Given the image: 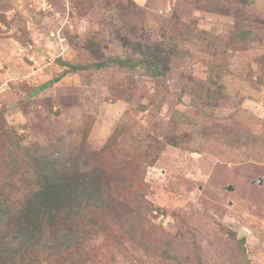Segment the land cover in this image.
Instances as JSON below:
<instances>
[{
  "label": "rangeland",
  "instance_id": "1",
  "mask_svg": "<svg viewBox=\"0 0 264 264\" xmlns=\"http://www.w3.org/2000/svg\"><path fill=\"white\" fill-rule=\"evenodd\" d=\"M63 136L100 203L39 264H264V0H0L7 204Z\"/></svg>",
  "mask_w": 264,
  "mask_h": 264
},
{
  "label": "trees",
  "instance_id": "2",
  "mask_svg": "<svg viewBox=\"0 0 264 264\" xmlns=\"http://www.w3.org/2000/svg\"><path fill=\"white\" fill-rule=\"evenodd\" d=\"M144 60L147 73L161 75L159 65ZM37 151L39 155H35ZM31 152L26 157L38 190L17 209L0 195V264H39L47 254L62 257L72 241H81L85 233L74 213L85 205L100 203L98 184L87 182L85 173L90 177L88 171H92L95 179H100L101 162L93 157L92 166L85 162L82 166L70 136L37 147L28 156ZM52 230L55 236L50 240L46 234Z\"/></svg>",
  "mask_w": 264,
  "mask_h": 264
},
{
  "label": "water",
  "instance_id": "3",
  "mask_svg": "<svg viewBox=\"0 0 264 264\" xmlns=\"http://www.w3.org/2000/svg\"><path fill=\"white\" fill-rule=\"evenodd\" d=\"M258 184H261V181L259 180ZM229 190H232V188H230ZM242 233V232H241Z\"/></svg>",
  "mask_w": 264,
  "mask_h": 264
}]
</instances>
